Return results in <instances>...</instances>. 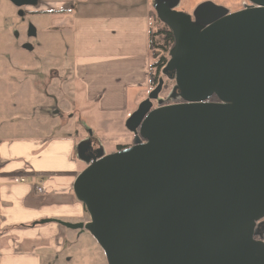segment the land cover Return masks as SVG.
Instances as JSON below:
<instances>
[{
    "label": "water",
    "instance_id": "1",
    "mask_svg": "<svg viewBox=\"0 0 264 264\" xmlns=\"http://www.w3.org/2000/svg\"><path fill=\"white\" fill-rule=\"evenodd\" d=\"M248 1L230 13L202 2L192 15L172 9L177 0L156 1L174 37L161 72L182 101L153 108L160 79L126 122L132 145L86 150L73 190L90 220L59 221L90 232L108 264H264L255 238L264 218V0Z\"/></svg>",
    "mask_w": 264,
    "mask_h": 264
},
{
    "label": "crops",
    "instance_id": "2",
    "mask_svg": "<svg viewBox=\"0 0 264 264\" xmlns=\"http://www.w3.org/2000/svg\"><path fill=\"white\" fill-rule=\"evenodd\" d=\"M156 1L0 0V264H49L89 237L59 221L90 220L73 190L86 150L134 142L126 122L152 88Z\"/></svg>",
    "mask_w": 264,
    "mask_h": 264
},
{
    "label": "rangeland",
    "instance_id": "3",
    "mask_svg": "<svg viewBox=\"0 0 264 264\" xmlns=\"http://www.w3.org/2000/svg\"><path fill=\"white\" fill-rule=\"evenodd\" d=\"M201 2H213L214 4L220 7L226 8L229 13L242 10L244 8L251 6L248 0H179V2L172 9L182 12L184 11V13H188L192 15L194 13L197 4H200ZM193 6H195L194 9ZM154 12L155 11H152V18H151V27L153 31H155L158 27L162 26V24L156 20V16ZM30 40L33 41V39ZM37 41L38 43H43L42 37L41 36L37 37ZM39 51H40L39 48L36 46L35 52L40 53ZM39 69L43 71V68H39ZM159 78L163 80L162 87L157 97L152 100V107L154 108L163 104H172L179 102L177 101L179 97L174 94L175 92L174 78H168L165 74H162V72H160ZM45 84L46 82H42V86H44ZM155 87L156 86L152 87L151 91ZM131 133L134 134L133 132ZM102 145L98 147L99 148L98 152H102V154L108 153V151L111 150L110 148H112V147L104 146V144ZM89 234H90L88 235L89 237L83 240L82 246L80 249H78V251L66 252V250L63 249L58 253H54L53 257L49 261V264H108L104 250L97 242V240L91 235L90 232ZM256 236L258 237V239H260L258 235Z\"/></svg>",
    "mask_w": 264,
    "mask_h": 264
},
{
    "label": "trees",
    "instance_id": "4",
    "mask_svg": "<svg viewBox=\"0 0 264 264\" xmlns=\"http://www.w3.org/2000/svg\"><path fill=\"white\" fill-rule=\"evenodd\" d=\"M152 11H155V9H153ZM154 14L156 16V20L160 22L162 26L158 27L150 34V49L153 59L152 63L150 64V82L152 87L157 86L160 79V72L169 59V50L174 43L172 31L157 17L156 11L154 12ZM208 100L217 101V98L215 95H212ZM177 101L180 102L182 101V99L179 97ZM125 147H127V145H118L115 150H120ZM255 238L258 237L255 235Z\"/></svg>",
    "mask_w": 264,
    "mask_h": 264
},
{
    "label": "built area",
    "instance_id": "5",
    "mask_svg": "<svg viewBox=\"0 0 264 264\" xmlns=\"http://www.w3.org/2000/svg\"><path fill=\"white\" fill-rule=\"evenodd\" d=\"M12 181L15 183H22L25 181V178L23 176H13ZM38 192H43L42 184L39 182L35 185Z\"/></svg>",
    "mask_w": 264,
    "mask_h": 264
},
{
    "label": "flooded vegetation",
    "instance_id": "6",
    "mask_svg": "<svg viewBox=\"0 0 264 264\" xmlns=\"http://www.w3.org/2000/svg\"><path fill=\"white\" fill-rule=\"evenodd\" d=\"M252 6V5H251Z\"/></svg>",
    "mask_w": 264,
    "mask_h": 264
}]
</instances>
